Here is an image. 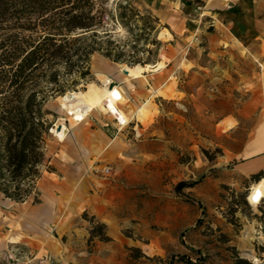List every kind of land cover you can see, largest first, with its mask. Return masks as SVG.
<instances>
[{
	"label": "rangeland",
	"instance_id": "rangeland-1",
	"mask_svg": "<svg viewBox=\"0 0 264 264\" xmlns=\"http://www.w3.org/2000/svg\"><path fill=\"white\" fill-rule=\"evenodd\" d=\"M206 1L110 0L109 11L124 2L160 20V49L144 41L137 47L144 60L151 58L146 49L157 51L151 66L162 62L163 68L127 78L123 69L135 65L96 53L92 77L44 105L52 127L38 182L41 203L34 204L33 195L16 203L0 193V264H264V231L256 218L264 198L257 206L248 200L256 185L242 176L248 157L224 158V147L240 149L251 132L252 119L236 115L251 93L240 78L255 66L234 57L222 68L221 60L207 56L216 30ZM108 23L117 43L135 44L133 35ZM108 78L125 89L119 87L121 120L98 105L77 122L62 108L68 94L90 85L103 90ZM113 117L122 129L116 149L100 156L92 147L82 150L94 159L82 167L76 160L82 151L68 143ZM61 122L68 129L64 141L51 131ZM105 167H111L108 176ZM61 181L71 190H61ZM99 223L110 241L92 237Z\"/></svg>",
	"mask_w": 264,
	"mask_h": 264
},
{
	"label": "trees",
	"instance_id": "trees-1",
	"mask_svg": "<svg viewBox=\"0 0 264 264\" xmlns=\"http://www.w3.org/2000/svg\"><path fill=\"white\" fill-rule=\"evenodd\" d=\"M109 2L0 0V193L6 199L23 203L33 195V203H41L38 182L47 163L46 136L52 127L44 105L92 77L94 54L114 63H157L153 58L157 51L152 49L145 50L150 59L139 57L137 42L160 49L162 43L155 36L160 20L124 2L109 11ZM108 21L133 35L135 44L117 43ZM263 178L260 171L250 180L257 184ZM260 212L256 218L264 231V208ZM105 229L99 223L91 230L92 237L110 241ZM236 264L252 263L238 259Z\"/></svg>",
	"mask_w": 264,
	"mask_h": 264
},
{
	"label": "crops",
	"instance_id": "crops-1",
	"mask_svg": "<svg viewBox=\"0 0 264 264\" xmlns=\"http://www.w3.org/2000/svg\"><path fill=\"white\" fill-rule=\"evenodd\" d=\"M206 8L210 10L207 15L216 30L214 34H210L209 45L205 48L207 56L214 57L213 60H221L218 65L222 68L225 65L229 66V60L234 57L236 61L249 59L255 66L254 72L248 76L241 77L237 70L242 85L251 86V93L248 100L238 109L236 117L243 120L252 119L251 132L240 149H235L234 146L224 147L226 153L224 158L248 157L244 162L246 173L242 172L245 179L260 171L264 172V0H208ZM118 86L124 93L122 83ZM119 107L126 108L124 103L119 104ZM120 118L118 116L119 120ZM145 130L146 127L141 129L143 132ZM121 133L122 129L113 117L112 121L98 129L90 127L89 131L84 132L82 136L79 135L76 142L68 143L67 147L79 151H86L92 147L100 156L105 150L116 149L114 144L118 142L117 136ZM84 151L76 158L81 161L82 167L94 162V159L85 157ZM59 184L61 190H71L72 185L69 181H61Z\"/></svg>",
	"mask_w": 264,
	"mask_h": 264
},
{
	"label": "bare ground",
	"instance_id": "bare-ground-1",
	"mask_svg": "<svg viewBox=\"0 0 264 264\" xmlns=\"http://www.w3.org/2000/svg\"><path fill=\"white\" fill-rule=\"evenodd\" d=\"M97 71L101 72L102 68L94 67ZM159 70L163 68V63L159 62L157 66L151 65H135L133 67H125L129 75H125L127 78H137L140 76L143 70ZM112 81L106 79L105 88L99 89L94 85H90L88 91L68 94L62 101V108L67 111L73 120L77 122H83L89 112H92L98 105L102 107L104 111L110 112L116 116L122 117L123 114L118 110L117 104L123 99L119 86L109 88ZM126 118V116L124 115ZM52 133L61 140L64 141L68 134V129L65 124L61 122L55 128H52ZM264 198V178L255 185L252 193L249 196V202L253 206H257Z\"/></svg>",
	"mask_w": 264,
	"mask_h": 264
},
{
	"label": "built area",
	"instance_id": "built-area-1",
	"mask_svg": "<svg viewBox=\"0 0 264 264\" xmlns=\"http://www.w3.org/2000/svg\"><path fill=\"white\" fill-rule=\"evenodd\" d=\"M121 124H125V122L123 123V122H121ZM102 174L104 175V176H108V175H110V172H111V167H105V168H103L102 169Z\"/></svg>",
	"mask_w": 264,
	"mask_h": 264
},
{
	"label": "water",
	"instance_id": "water-1",
	"mask_svg": "<svg viewBox=\"0 0 264 264\" xmlns=\"http://www.w3.org/2000/svg\"><path fill=\"white\" fill-rule=\"evenodd\" d=\"M157 66V65H155ZM125 75H129L127 70L123 71ZM114 86H118V83L116 81H112L111 85L109 86L110 89H112Z\"/></svg>",
	"mask_w": 264,
	"mask_h": 264
}]
</instances>
